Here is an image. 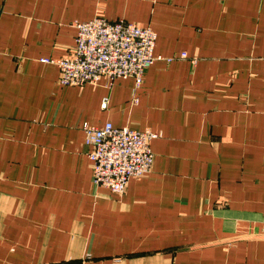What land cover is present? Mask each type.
I'll return each instance as SVG.
<instances>
[{
	"label": "crops",
	"instance_id": "0c3cea01",
	"mask_svg": "<svg viewBox=\"0 0 264 264\" xmlns=\"http://www.w3.org/2000/svg\"><path fill=\"white\" fill-rule=\"evenodd\" d=\"M96 17L155 32L139 87L38 61ZM84 122L157 133L150 172L95 187ZM0 264H264V0H0Z\"/></svg>",
	"mask_w": 264,
	"mask_h": 264
},
{
	"label": "built area",
	"instance_id": "2783aa9c",
	"mask_svg": "<svg viewBox=\"0 0 264 264\" xmlns=\"http://www.w3.org/2000/svg\"><path fill=\"white\" fill-rule=\"evenodd\" d=\"M73 27L74 44L69 55L38 59L42 64L57 68V82L61 86L98 85L105 78V86L110 87L115 79L133 78L135 86L139 87L144 71L154 62L163 60L154 54L156 34L149 27L99 17L75 21ZM191 62L194 64L195 60ZM81 130L89 148L87 158L95 187L121 194L131 179H140L150 172L153 154L149 144L159 136L157 133L118 128L110 122L102 126L84 122Z\"/></svg>",
	"mask_w": 264,
	"mask_h": 264
}]
</instances>
